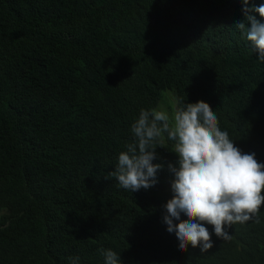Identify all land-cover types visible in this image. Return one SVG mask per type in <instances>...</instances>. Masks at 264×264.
Wrapping results in <instances>:
<instances>
[{"label": "trees", "instance_id": "trees-1", "mask_svg": "<svg viewBox=\"0 0 264 264\" xmlns=\"http://www.w3.org/2000/svg\"><path fill=\"white\" fill-rule=\"evenodd\" d=\"M244 7L0 0V264H104L100 248L121 264H264V205L225 225L230 239L205 224L207 252L179 250L163 222L176 160L166 133L154 186L131 192L105 178L134 141L140 110L164 92L176 108L206 101L220 129L264 163V62L235 27Z\"/></svg>", "mask_w": 264, "mask_h": 264}, {"label": "clouds", "instance_id": "clouds-1", "mask_svg": "<svg viewBox=\"0 0 264 264\" xmlns=\"http://www.w3.org/2000/svg\"><path fill=\"white\" fill-rule=\"evenodd\" d=\"M243 4L245 20L235 27L258 52V60L264 62V23L252 14L264 17V4L248 6L249 0H243ZM131 132L134 141L119 153L114 170L105 178H114L119 187L131 192L154 186L164 164L153 161L157 147L166 148V133L167 140L174 142L176 160L167 164L174 178L172 196L163 206V222L168 232L175 233L180 251H186L189 244L199 246L201 252L213 246L205 224L213 226L217 237L230 239L225 225L258 217L264 205V163L254 152H243L229 133L220 129L217 114L206 101L188 102L171 114L156 108L141 109ZM98 251L104 264H121L120 255L112 249ZM79 260L78 256L70 258L71 264H79Z\"/></svg>", "mask_w": 264, "mask_h": 264}, {"label": "rangeland", "instance_id": "rangeland-1", "mask_svg": "<svg viewBox=\"0 0 264 264\" xmlns=\"http://www.w3.org/2000/svg\"><path fill=\"white\" fill-rule=\"evenodd\" d=\"M164 94L162 98L159 100L156 109L168 111L171 114L176 109V105H175L176 100L174 97L171 96V94H167V95ZM168 103L170 104V106H168Z\"/></svg>", "mask_w": 264, "mask_h": 264}]
</instances>
